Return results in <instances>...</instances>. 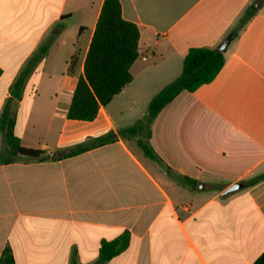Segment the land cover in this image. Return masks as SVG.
I'll list each match as a JSON object with an SVG mask.
<instances>
[{
    "label": "crops",
    "instance_id": "1",
    "mask_svg": "<svg viewBox=\"0 0 264 264\" xmlns=\"http://www.w3.org/2000/svg\"><path fill=\"white\" fill-rule=\"evenodd\" d=\"M104 1L0 0V117L22 76L15 134L50 156L11 158L0 129V259L10 246L16 264H99L103 242L126 234V248L102 264H256L264 180L244 182L264 174V0H120L140 31L133 79L95 120H72ZM251 5L217 77L152 122L163 164L145 157L137 137L120 133L146 119L190 48L219 47ZM109 132L116 141L65 157Z\"/></svg>",
    "mask_w": 264,
    "mask_h": 264
},
{
    "label": "trees",
    "instance_id": "2",
    "mask_svg": "<svg viewBox=\"0 0 264 264\" xmlns=\"http://www.w3.org/2000/svg\"><path fill=\"white\" fill-rule=\"evenodd\" d=\"M256 11L255 5L245 10L235 28L229 33V35L232 34V40L238 37L239 32L254 17ZM139 39V28L135 23L124 19L120 0H105L85 61L84 77L80 78L69 107L67 115L69 119L95 120L100 108L108 105L132 81L131 67L139 58ZM225 62V52L219 47L190 48L183 61L182 74L152 99L146 119L123 130L120 134L137 137L136 145L144 156L163 164L150 143L152 122L160 111L183 91L195 92L200 86L211 83L222 70ZM24 83L25 79L22 76L15 82L12 98L7 101L0 117L5 153L13 159L47 161L50 159L48 154L42 150L24 147L20 138L15 134L14 105L22 97ZM117 137L115 133L109 132L96 138H90L74 146L65 157L75 156L112 143ZM165 168L170 171L169 167L165 166ZM181 180L191 187L197 185L196 181L188 177H181ZM262 180H264V174L244 183L246 187H250ZM127 236L123 234L111 242H103L98 263H105L122 252L128 244ZM0 264H16L10 246L4 249ZM256 264H264V256Z\"/></svg>",
    "mask_w": 264,
    "mask_h": 264
},
{
    "label": "water",
    "instance_id": "3",
    "mask_svg": "<svg viewBox=\"0 0 264 264\" xmlns=\"http://www.w3.org/2000/svg\"><path fill=\"white\" fill-rule=\"evenodd\" d=\"M232 41V34H230L226 39L225 41L219 46V49L223 52H226L228 46L230 45ZM244 187V184L243 183H236L234 185H232L230 188H228L224 193L223 195L224 196H227V195H230V194H233L235 192H237L238 190L242 189Z\"/></svg>",
    "mask_w": 264,
    "mask_h": 264
}]
</instances>
